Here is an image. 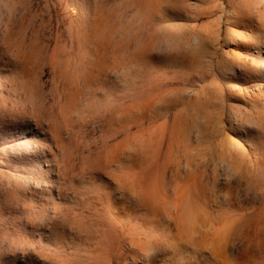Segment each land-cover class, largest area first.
<instances>
[{"label": "rangeland", "instance_id": "1", "mask_svg": "<svg viewBox=\"0 0 264 264\" xmlns=\"http://www.w3.org/2000/svg\"><path fill=\"white\" fill-rule=\"evenodd\" d=\"M263 3L0 0V264H264Z\"/></svg>", "mask_w": 264, "mask_h": 264}, {"label": "bare ground", "instance_id": "2", "mask_svg": "<svg viewBox=\"0 0 264 264\" xmlns=\"http://www.w3.org/2000/svg\"><path fill=\"white\" fill-rule=\"evenodd\" d=\"M250 2V1H248ZM254 14H256V19L258 20V22L260 23V27L263 28L262 33L264 34V3H263V10L260 11L258 8H255V10H253V8L250 5H246V8L244 11H242L240 9V11L238 12V18H240L239 21L242 20H246V22L249 23L250 18H252L254 16ZM243 27H246V24L243 25ZM258 31V29H257ZM262 37H258L255 39L256 43H260L262 40ZM251 69L253 71V76L258 80H260L261 78H264V60L262 59H253L252 60V64H251ZM258 90H260V87H257ZM259 94V93H258Z\"/></svg>", "mask_w": 264, "mask_h": 264}]
</instances>
